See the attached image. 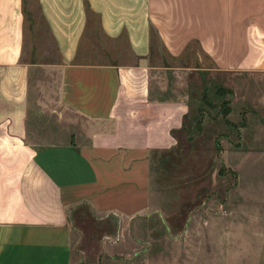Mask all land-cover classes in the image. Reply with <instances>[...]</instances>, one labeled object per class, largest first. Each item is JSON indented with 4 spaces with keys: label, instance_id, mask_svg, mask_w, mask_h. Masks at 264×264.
Returning <instances> with one entry per match:
<instances>
[{
    "label": "crops",
    "instance_id": "0c3cea01",
    "mask_svg": "<svg viewBox=\"0 0 264 264\" xmlns=\"http://www.w3.org/2000/svg\"><path fill=\"white\" fill-rule=\"evenodd\" d=\"M23 3L0 0V264H73L80 206L146 212L150 157L178 146L208 90L262 101L261 125L224 155L264 204V0H37L46 61L23 59Z\"/></svg>",
    "mask_w": 264,
    "mask_h": 264
},
{
    "label": "rangeland",
    "instance_id": "374dc122",
    "mask_svg": "<svg viewBox=\"0 0 264 264\" xmlns=\"http://www.w3.org/2000/svg\"><path fill=\"white\" fill-rule=\"evenodd\" d=\"M23 5V59H53L37 0ZM187 51L186 62L199 64L198 46ZM188 80L196 84L197 75ZM207 93L210 103L191 99L178 146L150 157L146 212L123 220L84 205L72 213L73 264H264V219L253 213L264 204L242 197L224 155V147L240 146L242 132L261 125L262 101L243 92Z\"/></svg>",
    "mask_w": 264,
    "mask_h": 264
}]
</instances>
